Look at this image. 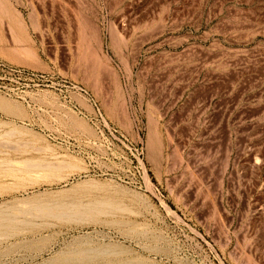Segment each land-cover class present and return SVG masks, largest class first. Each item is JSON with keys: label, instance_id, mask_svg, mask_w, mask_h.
<instances>
[{"label": "rangeland", "instance_id": "374dc122", "mask_svg": "<svg viewBox=\"0 0 264 264\" xmlns=\"http://www.w3.org/2000/svg\"><path fill=\"white\" fill-rule=\"evenodd\" d=\"M0 135V264H264V0H0Z\"/></svg>", "mask_w": 264, "mask_h": 264}, {"label": "bare ground", "instance_id": "6f19581e", "mask_svg": "<svg viewBox=\"0 0 264 264\" xmlns=\"http://www.w3.org/2000/svg\"><path fill=\"white\" fill-rule=\"evenodd\" d=\"M3 134V133H2ZM8 134H11L10 132L9 133H7V135ZM6 135V134H5ZM12 135V134H11ZM1 136V135H0ZM3 136H4V134H3ZM13 136V135H12ZM34 166V164H30V165H28V167L29 166ZM37 165L39 166V164L37 163ZM36 164H35V167L37 168L38 166H37ZM42 165V164H41ZM47 165V164H46ZM69 166H70V164H68ZM32 166V167H33ZM65 166V165H64ZM64 166H62V167H64ZM27 167V168H28ZM32 167H30V168H32ZM34 167V168H35ZM40 167H42V166H40ZM61 166H58V168H62ZM70 167H72V166H70ZM24 168V167H23ZM25 172V171H24ZM26 174V173H25ZM91 183V182H90ZM85 184V183H84ZM89 185V184H88ZM79 187V186H78ZM92 187V186H91ZM71 190V189H70ZM69 190V191H70ZM74 190V189H73ZM82 190V189H81ZM95 190V189H94ZM98 190V189H97ZM75 192V191H74ZM78 192V191H77ZM76 192V193H77ZM61 193H63V192H61ZM68 193V192H67ZM72 193V192H71ZM64 194V193H63ZM68 194H70V193H68ZM79 194V193H78ZM59 195V194H58ZM65 195V194H64ZM73 195V194H72ZM75 195V194H74ZM51 197V196H50ZM54 198H55V196H54ZM84 198V197H83ZM36 199V198H35ZM58 199H59V197H58ZM44 200V199H43ZM55 200V199H54ZM37 201V200H36ZM36 201H34L35 203H36ZM41 201L42 200H38V206L39 207H35V209L34 210H36V212L38 211V212H40L41 214L43 213H45L44 215H46V214H48L49 216L51 215L52 217H54V218H56V219H58V220H60V221H63V220H65V221H74V222H77V221H89V220H93L100 212H103V209H104V207L106 206L105 204L106 203H104V202H101V201H96V200H94V202H90V203H88V204H84L83 202L81 203L80 201H74V202H70V203H58V204H50V203H48V204H50V205H46V206H40L39 205V202L41 203ZM48 201H50V200H48ZM33 202V203H34ZM54 202V201H53ZM45 203V202H44ZM44 203H43V205H44ZM32 204V203H31ZM110 203H108V205H109ZM117 204V203H116ZM42 205V204H41ZM1 206V205H0ZM33 206V205H32ZM9 207V206H8ZM34 207V206H33ZM32 207V208H33ZM107 207H109V206H107ZM4 208V207H3ZM2 208V209H3ZM114 209V208H113ZM118 209V208H117ZM0 210H1V208H0ZM33 210V211H34ZM109 210V209H108ZM118 210H120L121 211V209H118ZM7 211H8V209H7ZM35 212V213H36ZM107 212V211H106ZM113 212V211H112ZM34 213V212H33ZM34 213V214H35ZM104 213V212H103ZM108 213V212H107ZM26 214V213H25ZM29 214V213H28ZM39 215V213H36V215ZM101 214V213H100ZM107 215V214H106ZM39 216H41V215H39ZM43 216V215H42ZM48 216V217H49ZM50 216V217H51ZM31 217V216H30ZM35 217V216H34ZM45 217H47V216H45ZM38 218V217H37ZM40 219H42V218H40ZM17 220V219H16ZM11 221H15L14 219L12 220V217H11V215L9 216V213L8 212H6V210L4 209L3 211H1L0 212V228H1V226L3 227V226H5L6 227V224H8V223H10ZM22 222V221H21ZM64 222V221H63ZM94 222V221H93ZM24 223V222H23ZM19 224V223H18ZM29 224V223H28ZM39 223H37V225H38ZM11 225V224H10ZM36 225V226H37ZM44 225H45V223H44ZM9 226V225H8ZM33 226V225H32ZM35 227V226H34ZM45 227V226H44ZM3 229V228H2ZM7 229H9V228H7ZM3 231V230H2ZM5 231V230H4ZM10 231V230H9ZM12 231V230H11ZM6 232V231H5ZM9 233V232H8ZM14 233V232H13ZM12 233V234H13ZM3 234H5V233H3ZM19 234V233H18ZM17 234V235H18ZM16 235V234H15ZM6 236V235H5ZM11 236H13V235H11ZM7 237V236H6ZM15 237V236H14ZM3 238V237H2ZM12 238V237H11ZM5 239H7V238H5ZM82 240V239H81ZM77 241H79L80 242V240H77ZM76 241V242H77ZM38 242V241H37ZM79 242H78V244H79ZM4 243V242H3ZM96 243V242H95ZM82 245H83V243H81ZM85 244V243H84ZM94 244V243H93ZM12 245V244H11ZM32 245V244H31ZM76 245H77V243H76ZM76 245H74V246H76ZM81 245V246H82ZM87 245V244H86ZM92 245V244H91ZM72 246V245H71ZM73 246V247H74ZM78 247H79V245H77ZM88 246H89V244H88ZM93 246V245H92ZM26 247V246H25ZM102 247V246H101ZM31 248V247H30ZM91 248V247H90ZM114 248H116V247H114ZM113 248V249H114ZM17 249V248H16ZM70 249V248H69ZM108 249H109V246H108ZM117 249V248H116ZM11 250V249H10ZM15 250V249H14ZM72 250V249H71ZM112 250V249H111ZM69 251V250H68ZM114 251V250H113ZM107 252H110V253H112L110 250L108 251H106V250H104V249H100V247L99 248H92V249H88V248H78V249H75V250H72V251H69L68 253H70L69 254V256L68 257H65V258H63V259H60V260H58L57 261V259H56V264H76V263H78V261H82V262H85L84 260H90V259H92V258H97L96 256H98V255H100V254H104V253H106L105 255H107ZM119 253V252H118ZM67 254V253H66ZM61 255H62V253H61ZM111 255V254H110ZM113 255H115L114 253H113ZM63 257V256H62ZM115 257V256H114ZM56 258V257H55ZM105 258V257H104ZM54 261V260H53ZM53 261H52V263H53ZM134 261V260H133ZM51 262V261H50ZM93 262H94V260H93ZM96 262V261H95ZM128 262V261H127ZM121 263V262H120ZM124 263V262H123ZM129 263V262H128ZM132 263V262H131ZM134 263V262H133ZM132 263V264H133ZM137 263V262H136ZM55 264V263H54ZM80 264V263H79ZM90 264V263H89ZM122 264V263H121Z\"/></svg>", "mask_w": 264, "mask_h": 264}, {"label": "built area", "instance_id": "2783aa9c", "mask_svg": "<svg viewBox=\"0 0 264 264\" xmlns=\"http://www.w3.org/2000/svg\"><path fill=\"white\" fill-rule=\"evenodd\" d=\"M91 107L92 112L90 114H86L85 112L78 110L76 107H73V109L77 111L80 115H82L85 119L94 122L100 132H110L109 126L106 120L104 119L99 107L95 103H92ZM130 168L133 170L134 174H137L136 181L134 182L137 184L138 188L143 192H148L151 189L152 184L148 173L144 167L141 158V153H136V155L133 156V159L130 161ZM128 180L133 181L132 179Z\"/></svg>", "mask_w": 264, "mask_h": 264}]
</instances>
